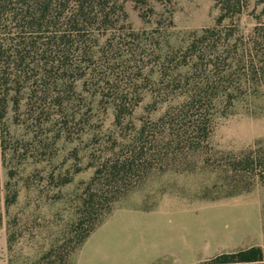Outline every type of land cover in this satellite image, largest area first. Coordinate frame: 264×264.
<instances>
[{"label":"rangeland","instance_id":"rangeland-1","mask_svg":"<svg viewBox=\"0 0 264 264\" xmlns=\"http://www.w3.org/2000/svg\"><path fill=\"white\" fill-rule=\"evenodd\" d=\"M126 9L134 29L166 37L146 41L149 50L158 44L162 55L148 57L136 84L142 99L126 128L115 126L112 110L89 101L86 92L85 121L69 136L55 114L48 116L55 109L37 112L36 119L31 108L9 104L0 119V264H210L222 253L264 242V77L230 86L246 95L216 118L197 153L153 137L146 150L131 153L126 140L142 125L155 131L153 122L165 109L155 104L154 93L171 87L161 83L155 63L167 56L165 70H171L187 36L206 28L230 33L228 41L241 45L253 41L256 30L264 35V0H247L240 15L220 25L215 0H173L149 18L159 27L132 4ZM116 159L136 165L126 168L129 192L65 258L86 227L81 212L87 186L100 163ZM96 178L101 186L108 183ZM241 189L247 190L229 195Z\"/></svg>","mask_w":264,"mask_h":264},{"label":"trees","instance_id":"trees-1","mask_svg":"<svg viewBox=\"0 0 264 264\" xmlns=\"http://www.w3.org/2000/svg\"><path fill=\"white\" fill-rule=\"evenodd\" d=\"M172 2L0 0V119L9 104L14 110L24 105L41 114L55 109L48 116L55 114L64 126V134L69 136L71 127L85 121L86 98L82 92H86L89 101L112 110L115 126L126 128L142 99L143 93L136 84L145 73L148 57L162 55L158 44H150L149 50L146 41L166 38L134 29L128 21L127 5L138 9L151 26L159 27L160 22L149 18L157 15L158 9H168ZM215 5L219 8L220 25L226 18L232 21L240 15L247 0H215ZM231 35L215 27L193 32L185 39L189 41L185 47L180 48L183 54L174 56V65L172 59L169 61L171 70H165L167 56L155 63L161 83L171 89L154 93L155 104L165 106L153 122L155 131L146 129V123L139 129H130L133 135L126 140L131 153L146 150L147 143L153 142L151 137L167 140L168 146L183 143L187 150L199 152L200 143L210 137L216 118L225 115L235 100L246 95L245 90L229 89L230 86L237 81L239 86L261 81L264 35L256 30L253 41L245 45L230 43ZM220 39L224 41L217 42ZM149 76L150 79L153 75ZM132 161L100 163L83 201L82 224L86 223V227L75 237L65 258L129 192L126 168L131 171L136 167ZM246 166L253 169L252 162ZM98 175L107 177L104 180L108 183L101 186ZM244 190L247 189L233 190L229 195ZM32 264L41 263L35 260ZM210 264H264V249L253 246L222 253Z\"/></svg>","mask_w":264,"mask_h":264},{"label":"crops","instance_id":"crops-1","mask_svg":"<svg viewBox=\"0 0 264 264\" xmlns=\"http://www.w3.org/2000/svg\"><path fill=\"white\" fill-rule=\"evenodd\" d=\"M255 245L264 247V242L263 243L262 242H258Z\"/></svg>","mask_w":264,"mask_h":264}]
</instances>
